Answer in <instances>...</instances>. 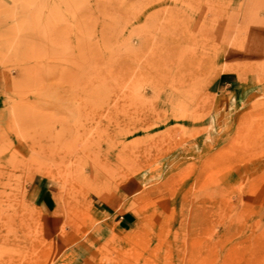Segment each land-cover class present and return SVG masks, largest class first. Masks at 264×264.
Listing matches in <instances>:
<instances>
[{
  "label": "rangeland",
  "instance_id": "374dc122",
  "mask_svg": "<svg viewBox=\"0 0 264 264\" xmlns=\"http://www.w3.org/2000/svg\"><path fill=\"white\" fill-rule=\"evenodd\" d=\"M0 264H264V0H0Z\"/></svg>",
  "mask_w": 264,
  "mask_h": 264
},
{
  "label": "crops",
  "instance_id": "0c3cea01",
  "mask_svg": "<svg viewBox=\"0 0 264 264\" xmlns=\"http://www.w3.org/2000/svg\"><path fill=\"white\" fill-rule=\"evenodd\" d=\"M236 79L233 78L230 74H221L219 77L216 79V82L219 81L220 84L224 85H231L232 82H234ZM127 217V216H126ZM126 217H122V219H126ZM127 220V219H126Z\"/></svg>",
  "mask_w": 264,
  "mask_h": 264
}]
</instances>
